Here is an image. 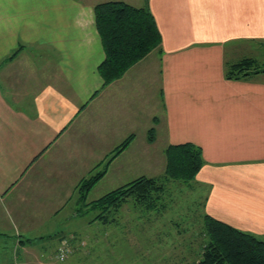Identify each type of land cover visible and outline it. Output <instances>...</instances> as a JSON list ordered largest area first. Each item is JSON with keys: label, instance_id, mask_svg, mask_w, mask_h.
I'll return each instance as SVG.
<instances>
[{"label": "crops", "instance_id": "0c3cea01", "mask_svg": "<svg viewBox=\"0 0 264 264\" xmlns=\"http://www.w3.org/2000/svg\"><path fill=\"white\" fill-rule=\"evenodd\" d=\"M107 1L0 0V227L74 217L77 182L133 134L92 190L159 177L165 147L193 143L202 215L264 239V72L224 76L264 42V0H119L146 6L161 41L102 87L93 7Z\"/></svg>", "mask_w": 264, "mask_h": 264}, {"label": "trees", "instance_id": "16d2710c", "mask_svg": "<svg viewBox=\"0 0 264 264\" xmlns=\"http://www.w3.org/2000/svg\"><path fill=\"white\" fill-rule=\"evenodd\" d=\"M93 13L104 53L102 61L97 66L102 79V87H104L122 77L132 65L158 48L161 36L146 6L136 7L114 0L94 5ZM16 52L17 50L12 52L2 63L12 59ZM262 72H264V67L258 64L257 59L243 57L235 63H226L224 76L227 79L239 80ZM155 121L156 118H153V122ZM154 136V128L150 127L147 140L152 142ZM133 137L134 135L130 134L124 138L114 148L110 158L104 162V165H101L103 167L96 169V172L94 169L93 173L77 182L74 187V201L70 202H75V206H72L75 209L74 217L84 209H92L98 212L89 224L101 222L105 225L109 222L108 213L117 211L128 198H133L135 205L139 208L142 207L147 211L156 210L160 207L167 181H180L184 184L193 182L204 164L202 150L199 146L189 142L169 144L164 149L165 168L162 176L142 175L96 199L86 201L89 192L105 174L107 164L130 144ZM202 220L203 229L198 232L200 242L197 247V257L190 264H264V239L207 214L202 215ZM73 233L72 237H59L55 256L61 262L73 257L84 247L82 242L85 239L78 238L79 236ZM42 238V236L38 237V239ZM94 238V241L100 242L99 237ZM31 241L30 238L17 240L18 244ZM64 247L62 252L60 249ZM87 248L90 250L92 247L88 244ZM60 252L64 254L62 259L59 258Z\"/></svg>", "mask_w": 264, "mask_h": 264}, {"label": "rangeland", "instance_id": "374dc122", "mask_svg": "<svg viewBox=\"0 0 264 264\" xmlns=\"http://www.w3.org/2000/svg\"><path fill=\"white\" fill-rule=\"evenodd\" d=\"M255 45L258 47H253V58L264 67V42ZM195 181L196 178L187 184L167 181L156 210L139 208L133 198H128L117 211L108 213L109 222L105 225L89 224L98 211L84 209L69 220L58 216L20 234L0 227V264H190L197 257L198 232L203 229V197ZM100 183L86 201L115 188L106 186L110 183L108 178ZM72 206L75 202L70 203ZM73 232L85 239L84 247L61 262L55 256L59 237H72ZM40 236L43 238L38 239ZM96 236L101 243L94 241ZM26 238L32 241L18 244V239Z\"/></svg>", "mask_w": 264, "mask_h": 264}, {"label": "built area", "instance_id": "2783aa9c", "mask_svg": "<svg viewBox=\"0 0 264 264\" xmlns=\"http://www.w3.org/2000/svg\"><path fill=\"white\" fill-rule=\"evenodd\" d=\"M62 250H63V249H61V251H62ZM62 252H63V251H62ZM63 255H64V254L60 252V253H59V258L62 259Z\"/></svg>", "mask_w": 264, "mask_h": 264}, {"label": "bare ground", "instance_id": "6f19581e", "mask_svg": "<svg viewBox=\"0 0 264 264\" xmlns=\"http://www.w3.org/2000/svg\"><path fill=\"white\" fill-rule=\"evenodd\" d=\"M66 247V246H65Z\"/></svg>", "mask_w": 264, "mask_h": 264}]
</instances>
